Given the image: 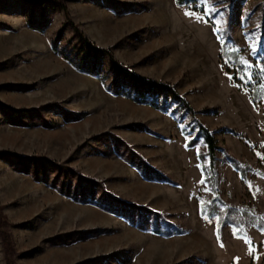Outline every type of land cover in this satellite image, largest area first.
Segmentation results:
<instances>
[{
	"label": "rangeland",
	"instance_id": "obj_1",
	"mask_svg": "<svg viewBox=\"0 0 264 264\" xmlns=\"http://www.w3.org/2000/svg\"><path fill=\"white\" fill-rule=\"evenodd\" d=\"M202 1L204 12L175 0H67L66 13L0 0V205L16 264H264V232L251 227L249 241L226 224L219 241L216 217L201 216L200 199L213 197L197 167V149H207L185 147L196 120L216 131L221 204L264 217V93L254 103L222 67L213 27L230 30L246 64L264 70V0ZM214 8L222 14L209 24ZM75 25L136 73L174 85L196 114L115 95L109 54L81 46ZM227 155L253 170L242 176ZM111 195L159 214L112 213L102 207ZM166 221L185 233L152 232ZM5 257L0 235V264Z\"/></svg>",
	"mask_w": 264,
	"mask_h": 264
},
{
	"label": "trees",
	"instance_id": "obj_2",
	"mask_svg": "<svg viewBox=\"0 0 264 264\" xmlns=\"http://www.w3.org/2000/svg\"><path fill=\"white\" fill-rule=\"evenodd\" d=\"M33 4L43 5L45 3H51L57 9L68 13L67 0H26ZM176 5L179 7H184L191 11H205V5L202 0H175ZM209 19V16H208ZM233 21V17L230 18V22ZM220 30V29H219ZM224 31V30H220ZM74 32L79 39L81 46H86L90 51H101L109 54V70L105 73L108 76L110 72L114 73L110 84L114 87L112 92L115 95H123L135 102L148 104L152 107L159 108L165 112L172 109L171 103L177 102L179 109L183 110L181 116L183 117L185 113H190L192 115L196 114V110L190 103V101L182 95L174 85L166 83L160 80L148 78L142 76L130 67L125 66L120 63L113 55L106 49L98 48L94 43L87 37V35L75 25ZM264 32V30H263ZM230 38V39H228ZM235 39L231 34L230 30H227L226 42L221 41L219 61L222 67L230 73H233V80L242 89H248L251 94V98L254 103L261 101L264 93L263 84V67L258 66H248L243 58L244 47H238L235 43ZM89 51V52H90ZM91 54V53H88ZM96 55L95 57H97ZM66 58H69L66 55ZM247 66V71L245 67ZM82 70L87 71L91 74H96L98 76L101 71V64L89 65L88 63H82ZM244 76L245 80L241 81L240 77ZM249 76H255V79L248 81ZM122 79V86L119 85ZM259 81V83L257 82ZM176 111V107L173 112ZM191 131H195L193 137L196 138L193 141V137L189 138L186 144L190 146L188 148H194L191 146L193 143L195 147L199 145L201 140L206 145V151L198 149L201 154L197 158L200 162V169L203 174V180L208 186L209 190L213 193V197L210 200L201 201L200 214L201 216H207L208 218L216 217V233L219 241H222V229L226 224H231L236 228V234L242 235L247 240L251 241V237L247 232L251 227H255L260 231L264 232V217L258 218L253 209L251 208H238V206H229L221 204L220 199V188H219V175L217 172V160L218 151L221 149L219 144V139L216 135V131H212L200 120H196L190 128ZM224 133H231L236 136H242L247 139L244 135L238 133L233 129H225ZM227 160L229 164L242 176H245L248 171L253 170V166L250 164H245L233 157L232 155H227ZM62 168V167H61ZM258 173L264 176V171H258ZM147 176L156 178V180L164 181L168 183H174V181L167 175L158 172L152 175L150 172L146 173ZM94 182V181H92ZM102 184V183H100ZM111 200L106 205L102 207L106 208L112 213H130L133 208H136L139 212L142 210H147L158 216L159 212L147 207L146 205H140L135 202H129L121 199L118 196L111 195ZM118 204L121 207H117ZM167 228H159L156 223L153 224L151 229L154 234H159L163 236H173L185 233V229L178 227L175 223L166 221ZM8 221L6 216L3 214V207L0 205V235L2 238L3 249L5 253L6 264H16L15 262V248L12 241L11 234L9 233ZM148 223L140 224L142 229H147ZM172 226V228L170 227Z\"/></svg>",
	"mask_w": 264,
	"mask_h": 264
},
{
	"label": "snow or ice",
	"instance_id": "obj_3",
	"mask_svg": "<svg viewBox=\"0 0 264 264\" xmlns=\"http://www.w3.org/2000/svg\"><path fill=\"white\" fill-rule=\"evenodd\" d=\"M217 14H222V13H220L219 10H217V9L214 8L213 11H212V13H211V15H210V17H209V19H208L206 22L209 23V24H212V23H213V19H212V18H213L215 15H217ZM213 27H214V31L217 33V38L220 39L222 42H226V38H227V30H225V31L222 32V31H220L219 29H216L214 25H213ZM228 39H230V38H228ZM261 44L264 45V40L261 41ZM244 70L247 71V66L245 67ZM253 79H255V76H249V77H248V81H251V80H253ZM240 80H241V81H244V80H245V77H244V76H241V77H240ZM257 82L259 83V81H257ZM192 139H193V141L196 140L195 137H193ZM189 146H190L189 144H185V147H186V148L189 147ZM191 146L195 147V144L193 143ZM197 154H198V157L201 155V154L199 153V150H198V149H197ZM197 167H200V165H197ZM200 183H201V184H205V181H204V180H201ZM206 218H207V217H206Z\"/></svg>",
	"mask_w": 264,
	"mask_h": 264
},
{
	"label": "crops",
	"instance_id": "obj_4",
	"mask_svg": "<svg viewBox=\"0 0 264 264\" xmlns=\"http://www.w3.org/2000/svg\"><path fill=\"white\" fill-rule=\"evenodd\" d=\"M219 74H220V76H221L222 79H226V80H225L226 82L231 80V77H229L228 74H226L224 71H220ZM229 87L233 90V92H234L235 94H237V96H238V101H239L240 99L245 100L247 103H248V101H250V98H249L248 93L239 90V88H238V89L234 88V87L232 86V83H230V86H229Z\"/></svg>",
	"mask_w": 264,
	"mask_h": 264
}]
</instances>
